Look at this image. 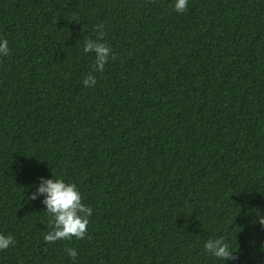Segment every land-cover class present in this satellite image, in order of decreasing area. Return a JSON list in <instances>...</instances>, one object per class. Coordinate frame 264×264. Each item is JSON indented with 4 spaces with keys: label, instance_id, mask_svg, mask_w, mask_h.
Wrapping results in <instances>:
<instances>
[{
    "label": "trees",
    "instance_id": "1",
    "mask_svg": "<svg viewBox=\"0 0 264 264\" xmlns=\"http://www.w3.org/2000/svg\"><path fill=\"white\" fill-rule=\"evenodd\" d=\"M174 2L0 0V264H223L219 236L264 264V0ZM52 172L93 209L83 239L44 240Z\"/></svg>",
    "mask_w": 264,
    "mask_h": 264
},
{
    "label": "clouds",
    "instance_id": "2",
    "mask_svg": "<svg viewBox=\"0 0 264 264\" xmlns=\"http://www.w3.org/2000/svg\"><path fill=\"white\" fill-rule=\"evenodd\" d=\"M188 2L189 0H175L173 7L177 13H183ZM9 52L8 40L0 38V57L8 56ZM83 52L94 54L95 72H102L108 61L113 58L112 49L104 40L102 25L97 26L96 39H87L84 42ZM82 82L85 87H92L96 84V77L89 73ZM40 197H42L41 203L45 206L44 210L51 217L52 223L51 231L44 235L45 242L85 238L93 209L84 202V197L76 183L55 176L53 172L50 177L41 176L35 185V191L28 199L36 200ZM258 219L259 223L264 225V218L258 217ZM14 243L13 235L0 232V251L8 249ZM204 249L211 257L223 261V264L237 259L236 251H233L231 244L223 236L209 238L204 243ZM66 252L70 258L78 255L75 248H68Z\"/></svg>",
    "mask_w": 264,
    "mask_h": 264
}]
</instances>
